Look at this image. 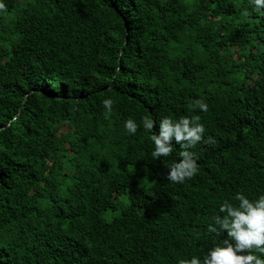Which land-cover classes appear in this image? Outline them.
I'll return each mask as SVG.
<instances>
[{
    "label": "trees",
    "instance_id": "obj_1",
    "mask_svg": "<svg viewBox=\"0 0 264 264\" xmlns=\"http://www.w3.org/2000/svg\"><path fill=\"white\" fill-rule=\"evenodd\" d=\"M0 4V264H179L222 242L207 228L220 204L264 193V8ZM144 115L157 133L199 115L192 178L167 179L175 140L154 160L151 133L124 128Z\"/></svg>",
    "mask_w": 264,
    "mask_h": 264
},
{
    "label": "clouds",
    "instance_id": "obj_2",
    "mask_svg": "<svg viewBox=\"0 0 264 264\" xmlns=\"http://www.w3.org/2000/svg\"><path fill=\"white\" fill-rule=\"evenodd\" d=\"M258 8H264V0H251ZM4 5L0 4V9ZM112 98L102 101L105 114L113 111ZM202 111L208 105L202 100L196 101ZM199 115L181 116L173 119L164 116L159 119V131H154L153 118L144 115L139 124L132 118L124 122L129 134H135L138 127L151 133L150 140L154 144L151 157L158 160L168 157L173 150V140L180 145L179 160L167 164V179L170 182L183 183L198 172L195 153L191 151L204 138L205 127L199 123ZM211 141V137H209ZM236 203L225 200L219 206V214H215L213 223L208 224V231L226 238L208 249L203 258L193 255L190 259H182L179 264H264V193L255 199H249L242 192H236Z\"/></svg>",
    "mask_w": 264,
    "mask_h": 264
},
{
    "label": "rangeland",
    "instance_id": "obj_3",
    "mask_svg": "<svg viewBox=\"0 0 264 264\" xmlns=\"http://www.w3.org/2000/svg\"><path fill=\"white\" fill-rule=\"evenodd\" d=\"M136 190H137V189H136ZM136 190H129L128 194H127L125 197H122V199L129 198V196H130L134 191H136ZM113 215H114V213L109 212V213H107L106 217H107L108 219H111V217H112Z\"/></svg>",
    "mask_w": 264,
    "mask_h": 264
}]
</instances>
